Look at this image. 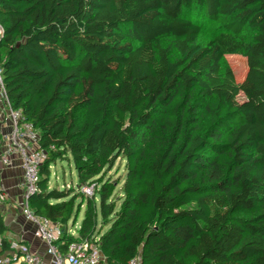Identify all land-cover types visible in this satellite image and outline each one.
<instances>
[{"label":"trees","instance_id":"obj_1","mask_svg":"<svg viewBox=\"0 0 264 264\" xmlns=\"http://www.w3.org/2000/svg\"><path fill=\"white\" fill-rule=\"evenodd\" d=\"M0 26L5 98L47 152L29 206L59 250L97 237L100 264H264V0H0ZM68 155L93 198L48 187ZM119 159L115 208L99 176ZM7 231L0 215V255Z\"/></svg>","mask_w":264,"mask_h":264},{"label":"built area","instance_id":"obj_2","mask_svg":"<svg viewBox=\"0 0 264 264\" xmlns=\"http://www.w3.org/2000/svg\"><path fill=\"white\" fill-rule=\"evenodd\" d=\"M3 29L0 26V38ZM0 97L4 113L10 124L8 133H1L0 163L4 168H11L13 160H18L23 173L22 199L18 214L33 228V236L45 245V254L52 264H100L104 262L97 237L71 242L64 252L57 247L61 230L58 224L34 214L29 206V199L38 192L39 171L47 159V152L39 148V134L20 110H14L5 98L2 72L0 70ZM53 150V147H51ZM85 196H92L94 186L79 188ZM0 197V201H1ZM72 236L75 232L69 231ZM0 264H42L39 254H31L25 247L10 246L7 254L0 255ZM130 264H139L135 258Z\"/></svg>","mask_w":264,"mask_h":264},{"label":"crops","instance_id":"obj_3","mask_svg":"<svg viewBox=\"0 0 264 264\" xmlns=\"http://www.w3.org/2000/svg\"><path fill=\"white\" fill-rule=\"evenodd\" d=\"M9 129L10 124L0 97V132L5 134ZM13 161L11 168H4L0 163V197L2 198L0 215L8 229L3 238L10 246H22L31 254H39L42 257V264H52L51 259L45 254V245L34 238L32 226L24 222L18 214L22 199L23 173L18 160Z\"/></svg>","mask_w":264,"mask_h":264},{"label":"rangeland","instance_id":"obj_4","mask_svg":"<svg viewBox=\"0 0 264 264\" xmlns=\"http://www.w3.org/2000/svg\"><path fill=\"white\" fill-rule=\"evenodd\" d=\"M208 38L209 31L205 29L201 40L205 41ZM223 66L229 68L233 72L237 83H241L244 80L247 69L246 62L243 57L235 54L226 55L223 60ZM237 99L239 102H242L243 96L239 95ZM124 164L125 162L119 159L109 171H103L99 176V179L102 182L106 181L113 184L112 201H114L115 208H119L121 202V188L125 178ZM50 172L51 175L48 183L49 188L57 190L73 188L76 192H81L79 191V188H77V173L70 155H68V158L56 161V163L51 167ZM77 196L79 197L75 201V205L80 210V213L78 215L77 223L74 225V231H76V229L80 226L86 209V198H80V195L78 194ZM91 197L93 198V194ZM88 198H90V196H88ZM97 202L98 198H95V203L97 204ZM100 224L101 222H99L97 229L99 233H102L104 229L100 226Z\"/></svg>","mask_w":264,"mask_h":264}]
</instances>
